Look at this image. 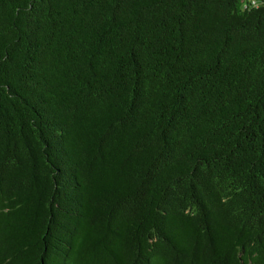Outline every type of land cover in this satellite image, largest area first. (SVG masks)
I'll list each match as a JSON object with an SVG mask.
<instances>
[{"label":"trees","instance_id":"16d2710c","mask_svg":"<svg viewBox=\"0 0 264 264\" xmlns=\"http://www.w3.org/2000/svg\"><path fill=\"white\" fill-rule=\"evenodd\" d=\"M0 264H264V0H0Z\"/></svg>","mask_w":264,"mask_h":264},{"label":"rangeland","instance_id":"374dc122","mask_svg":"<svg viewBox=\"0 0 264 264\" xmlns=\"http://www.w3.org/2000/svg\"><path fill=\"white\" fill-rule=\"evenodd\" d=\"M261 1H263V0H256L257 3H260Z\"/></svg>","mask_w":264,"mask_h":264}]
</instances>
